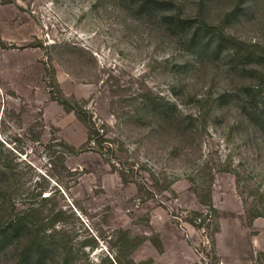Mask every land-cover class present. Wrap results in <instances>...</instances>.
I'll use <instances>...</instances> for the list:
<instances>
[{"label": "rangeland", "instance_id": "rangeland-1", "mask_svg": "<svg viewBox=\"0 0 264 264\" xmlns=\"http://www.w3.org/2000/svg\"><path fill=\"white\" fill-rule=\"evenodd\" d=\"M156 1L0 0V224L38 209L36 264H264V0Z\"/></svg>", "mask_w": 264, "mask_h": 264}, {"label": "trees", "instance_id": "trees-1", "mask_svg": "<svg viewBox=\"0 0 264 264\" xmlns=\"http://www.w3.org/2000/svg\"><path fill=\"white\" fill-rule=\"evenodd\" d=\"M139 2L141 9L149 12L159 10V7H161L160 10L168 11L169 9L167 6L173 5L172 2H160L156 0H139ZM170 18L182 27L183 23L186 25H190L191 23L190 20L182 19L179 16H172ZM245 91L247 94H250V88H245ZM226 98V94L221 95V102L223 103ZM253 100V98H251V100H246V104L241 108L255 124L264 127V112L261 113L256 110L258 105L255 104ZM61 104L67 112L75 111L79 116L81 115V117L82 115H87L84 109L80 108L79 110L76 107L72 108L66 102H61ZM142 105L159 115L160 119L165 123H173L177 119V114L179 113L176 103L161 96H156L147 104L144 102ZM248 111H250V113ZM88 133L89 137L85 143V147H92V144L102 147L103 140L98 126L94 122H91V120H88ZM0 174L5 175L4 172H0ZM121 177L124 179V176ZM37 213L38 209L31 207L28 208L24 214L0 224V251H3L6 247H11L15 240L20 241L19 246H23L20 258L15 264H36L38 260H41V252L44 251V246L40 242V230L37 227V221L32 220ZM251 224L252 220L250 221V225Z\"/></svg>", "mask_w": 264, "mask_h": 264}]
</instances>
